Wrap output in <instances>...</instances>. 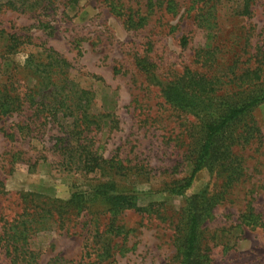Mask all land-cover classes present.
Wrapping results in <instances>:
<instances>
[{
	"label": "rangeland",
	"instance_id": "rangeland-1",
	"mask_svg": "<svg viewBox=\"0 0 264 264\" xmlns=\"http://www.w3.org/2000/svg\"><path fill=\"white\" fill-rule=\"evenodd\" d=\"M170 1L174 13L165 10ZM197 7L214 15L207 17L209 23L203 29L193 22ZM118 8L143 22L135 30L128 27L125 18L114 12ZM241 10V0H78L74 6L57 0L39 18L52 29L41 30L34 28L37 23L31 15L2 8L0 29L27 33L35 47L24 46L19 53L6 56L1 72L7 75L8 65L14 63L21 87H31L40 77L33 78L31 70L24 69L32 50L51 49L64 59L70 66V79L90 93L89 113L102 123L101 130L94 133L93 148L100 145L104 159L115 157L137 171L115 178L113 195H133L138 207L147 210L106 214L108 205L94 193L106 178L64 170L53 147L61 136L59 129L46 124L36 130L29 122L32 112L25 106L23 112L0 122V233L3 221L26 208L31 212L43 203L67 201L72 194L82 193L95 200L84 211L66 216L63 226L51 224L53 230L40 235L38 264L52 259L62 260V264L174 263L173 235L184 197L170 196L161 188L189 171L184 159L185 127L195 119L170 108L161 89L184 68L197 70L196 53L215 45L224 46L220 50L225 58L237 54L244 57V68L252 67L264 53V0L253 2L247 15H240ZM182 37L187 38L185 47L180 44ZM2 46L0 41V50ZM142 58L150 65L145 71L137 66ZM249 116L260 139L239 151L245 176L202 226L210 264H264V235L259 229L239 227L238 221L248 205L264 219V104ZM20 126L24 128L18 131ZM214 178L211 171L202 170L185 195L214 193ZM113 219L125 232L117 238L105 235L104 241L116 245L112 258L82 260L86 239L96 231H106ZM53 261L50 264H59ZM0 264H8L1 247Z\"/></svg>",
	"mask_w": 264,
	"mask_h": 264
},
{
	"label": "trees",
	"instance_id": "trees-1",
	"mask_svg": "<svg viewBox=\"0 0 264 264\" xmlns=\"http://www.w3.org/2000/svg\"><path fill=\"white\" fill-rule=\"evenodd\" d=\"M256 1L241 0L240 15L249 14L250 6ZM56 2L6 0L0 4V10L6 8L31 15L37 23L34 28L49 30L52 27L39 18L51 10ZM64 2L74 6L78 0ZM117 10L114 12L125 18V25L134 30L144 20L139 18L135 21L131 14L126 16L120 8ZM165 10L174 13L176 8L170 1ZM195 12L193 22L198 29L207 27V17L214 16L210 10L204 11L200 7ZM19 32L9 33L0 29V41L3 42L0 50V122L5 117L23 112L26 106L32 112L29 122H32L36 130L46 124L59 129L61 136L55 139L53 147L60 154V166L64 170L79 171L85 175L98 173L106 178L105 182L95 187L94 192L108 205L106 214L117 216L128 210L138 213L146 211L138 207L133 195H113L116 190L115 178L125 177L133 171L115 157L104 159L99 153L100 145L93 148L94 133L101 130L102 123L98 116L89 113L90 93L70 79V66L64 59L51 49L43 48L39 53L32 50L26 58L24 69L29 73L31 70L33 78L40 77L33 80L31 87H21L16 79L19 68L14 63L8 65L10 69L7 75L1 72L4 67L2 61H5L6 56L19 53L24 46H34L31 36L27 33L20 35ZM22 32H28V29ZM180 44L185 47L187 38L182 37ZM220 48L224 49V46L220 44L198 51L194 61L198 69L184 68L161 89L163 101L170 108L195 119V123L190 122L185 127L188 143L185 144L184 159L189 171L180 179L163 183L161 188L162 192L170 196L184 197V207L173 235L175 255L172 264H210V251L205 247L206 243L203 245L202 226L213 217L214 210L227 200L231 190L245 176L244 159L239 151L260 139V131L249 115L264 104V53L260 54V59L255 60L252 67L244 68L243 56L235 54L225 58ZM137 66L145 71L150 65L142 58L137 60ZM23 128L17 127L18 131ZM171 170V174H174L176 167ZM202 170L214 174L217 181L215 192L186 196L185 192ZM133 174H137L136 169ZM87 198L82 193H74L67 201L43 203L31 212L26 208L17 217L3 221L0 247L8 264H38L40 252L36 245L40 235L52 231L49 228L51 224L63 226L70 213L84 211L90 201ZM238 221L239 227L259 229L264 235V219L249 205L240 214ZM124 232L113 219L106 231H96L94 236L86 239L82 260H110L111 251L116 245H111L110 240L104 241V237L109 235L117 238ZM53 262L62 264V260L58 259Z\"/></svg>",
	"mask_w": 264,
	"mask_h": 264
}]
</instances>
